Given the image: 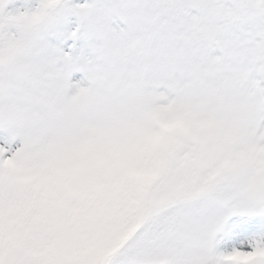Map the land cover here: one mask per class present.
<instances>
[{
    "label": "snow or ice",
    "instance_id": "6c2138e0",
    "mask_svg": "<svg viewBox=\"0 0 264 264\" xmlns=\"http://www.w3.org/2000/svg\"><path fill=\"white\" fill-rule=\"evenodd\" d=\"M0 264H264V0H0Z\"/></svg>",
    "mask_w": 264,
    "mask_h": 264
}]
</instances>
